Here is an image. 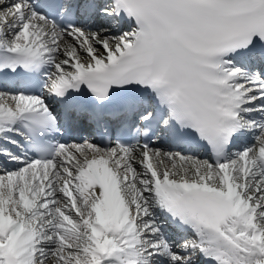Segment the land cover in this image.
Instances as JSON below:
<instances>
[{
    "label": "snow or ice",
    "instance_id": "snow-or-ice-1",
    "mask_svg": "<svg viewBox=\"0 0 264 264\" xmlns=\"http://www.w3.org/2000/svg\"><path fill=\"white\" fill-rule=\"evenodd\" d=\"M0 264H264V0H0Z\"/></svg>",
    "mask_w": 264,
    "mask_h": 264
}]
</instances>
